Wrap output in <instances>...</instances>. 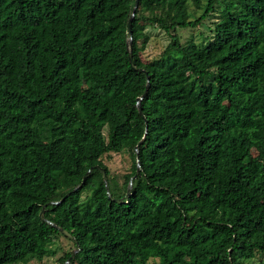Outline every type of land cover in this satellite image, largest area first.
<instances>
[{
  "label": "trees",
  "instance_id": "trees-1",
  "mask_svg": "<svg viewBox=\"0 0 264 264\" xmlns=\"http://www.w3.org/2000/svg\"><path fill=\"white\" fill-rule=\"evenodd\" d=\"M133 4L0 0V264L40 261L56 236L68 264L264 257V0H139L135 69ZM216 4L211 35L182 45ZM146 27L168 43L144 62ZM108 155L128 159L120 179Z\"/></svg>",
  "mask_w": 264,
  "mask_h": 264
},
{
  "label": "rangeland",
  "instance_id": "rangeland-1",
  "mask_svg": "<svg viewBox=\"0 0 264 264\" xmlns=\"http://www.w3.org/2000/svg\"><path fill=\"white\" fill-rule=\"evenodd\" d=\"M206 0H203V3ZM189 9V19H195L198 17L202 9L193 11L191 5ZM221 7L219 4L214 6V11L201 22L199 26L193 29H183L178 30L177 34L182 45L188 42H193L196 45H201L204 43L205 38L211 35L210 27L212 24L217 22L221 18ZM144 32L148 35V41L141 53V59L145 62L147 60L153 59L156 55L164 50L166 44L168 43L167 37L164 33L155 27H146ZM82 86L85 84L81 82ZM103 164L109 168L112 175H116L118 179L121 178L126 170L129 168V161L125 156L120 155H108L102 160ZM87 192H82L81 197H85ZM73 251L72 245L69 241L61 236H56L52 243L47 247V252L40 261L31 260L25 264H59V259L63 257L66 253ZM148 263H157L156 259H150ZM254 264H264V257L255 255Z\"/></svg>",
  "mask_w": 264,
  "mask_h": 264
},
{
  "label": "water",
  "instance_id": "water-1",
  "mask_svg": "<svg viewBox=\"0 0 264 264\" xmlns=\"http://www.w3.org/2000/svg\"><path fill=\"white\" fill-rule=\"evenodd\" d=\"M138 1H139V0H134V4H133V8H132L131 14H130L128 20H127V33H128V38L126 39V43H125V45H126V53H127L128 62H129V65H130V67H131L132 69H135V68H134V67L132 66V64H131V50H130V47H131V37H130V25H131V20H132V18H133L134 11H135V8H136V6H137V4H138ZM147 82H148V79H147V77H146V86H145V89H144L142 95H141L139 98H137V100H136V109H137L138 114H139L140 117H142V110H141V107L139 106V102L143 99V97H144V95H145V93H146ZM145 133H146V121H144V131H143V136H142V138L140 139V141H138V143H137V144L135 145V147H134L135 158H136V163H135V173H134V175H133L131 178H129V180H128L127 187H126V191H125V194H124V196H123L124 203L127 202V199H128V197H129V195H130V193H131V185H132V181L136 178V176H137V174H138L139 163H138V160H137V148H138V146L143 142V140H144V138H145ZM94 168H95V169H98V170L100 171L101 175H102V180H103V184H104V187H105V194H106L107 198L109 199V201H110V202L117 203V204L122 203V201H121L120 199H112V198L109 197V192H108V190H107V188H106V177H105L104 171H103L102 169L98 168L97 166H95ZM90 171H91V169H88V170L86 171V173L84 174V176L82 177L80 184L77 185V186H75L70 192L66 193V194L64 195V197H63L60 201H57V202H51V203H48V204L58 205V204H59L60 202H62L63 199L66 198L69 194H72V193H74L75 191H77V190L82 186V184L84 183L85 179L89 176ZM43 211H44L43 208H41V210H40V212H39V215H38V217H39V219H40L41 221H45V219H43V217H42V215H43ZM47 223L51 225L50 222H47ZM57 230H58V232H59L60 234H62V235H63L64 237H66L67 239L73 240L72 236H71L68 232H66L65 230H63V229H59V228H58ZM75 252H76V251H71V252H70V255H69V257H68V260L65 261L64 264H68L69 259L72 258V256L75 254Z\"/></svg>",
  "mask_w": 264,
  "mask_h": 264
}]
</instances>
